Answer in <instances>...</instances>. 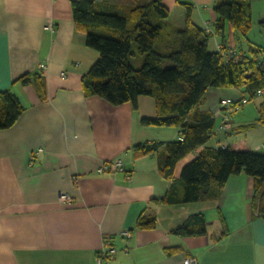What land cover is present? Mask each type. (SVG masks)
<instances>
[{"label":"crops","instance_id":"crops-1","mask_svg":"<svg viewBox=\"0 0 264 264\" xmlns=\"http://www.w3.org/2000/svg\"><path fill=\"white\" fill-rule=\"evenodd\" d=\"M74 1L79 0H0V90L9 89L26 108L14 126L0 130V264H96L107 238L117 250L111 264H183L187 257L198 264H264V219L252 208L253 180L246 174L229 177L216 200L153 202L164 199L170 187L177 199L183 167L204 147L178 162L172 186L159 174L163 146L155 154L134 156L136 145L180 140V128L142 126V118L156 115L150 97H140L134 109L131 103L112 106L84 96L81 78L98 54L75 28ZM150 1L96 0L110 14H125ZM220 1L162 3L170 13L168 22L177 28L184 26L186 5L191 6L192 22L213 35L216 50L248 54L249 47L263 48L249 39L250 33L248 40L241 38L230 24L214 34L213 8ZM251 12L253 29L264 21V0H251ZM49 22L52 31L45 29ZM26 73L43 75L46 100L32 86L13 84ZM243 97V90L208 89L199 106L215 117L206 146L234 149L229 138L249 124L231 121L229 129L217 130L222 121L218 106ZM258 146L252 151L260 152ZM117 160L124 172L97 173L103 163ZM60 194L72 202H60ZM142 212L156 217L155 229H135ZM194 214L205 216L207 235L174 234ZM124 231L130 237L121 236Z\"/></svg>","mask_w":264,"mask_h":264},{"label":"trees","instance_id":"trees-1","mask_svg":"<svg viewBox=\"0 0 264 264\" xmlns=\"http://www.w3.org/2000/svg\"><path fill=\"white\" fill-rule=\"evenodd\" d=\"M186 8L184 26L177 28L168 22L170 13L162 0H151L125 14L104 13L96 0L72 2L75 28L86 34V46L98 54L96 62L81 78L83 94L99 97L112 106L131 103L134 109L140 97L153 99L156 115L142 118V126L179 127L181 139L136 145L133 153L135 157L152 155L163 146L159 174L171 181V186L176 182L174 171L178 162L204 147L183 167L177 180L180 185L177 199L175 189L170 187L164 199L153 202L186 204L216 200L229 177L244 173L253 180L252 208L264 219V153L206 146L213 135L215 117L199 111L210 88L243 90L250 102L258 91H264V48L249 47L248 54L234 51L239 55L237 59L229 58V51L210 50L213 35L194 24L191 6ZM213 10L217 16L214 34H222L226 24H230L241 38L248 40L252 29L251 0L220 1ZM259 26L264 30V21ZM137 54L141 66L131 62ZM16 83L32 86L42 101L47 99L42 74H23L14 80L13 84ZM25 109L9 89L0 90V130L14 126ZM256 124L264 128V99L257 106ZM220 224L222 235H227L223 217ZM156 227V217L142 212L135 229ZM174 234L206 236L205 216H189Z\"/></svg>","mask_w":264,"mask_h":264},{"label":"built area","instance_id":"built-area-1","mask_svg":"<svg viewBox=\"0 0 264 264\" xmlns=\"http://www.w3.org/2000/svg\"><path fill=\"white\" fill-rule=\"evenodd\" d=\"M46 30L52 31L54 29V26L51 22H49L45 26ZM221 51V50H219ZM223 52V51H222ZM229 58L235 57L236 59L239 57L237 53H234V51H229ZM45 66L40 65V70H44ZM264 96V91H258L254 98H259ZM249 97H243L238 101L235 100H223L220 102L218 106V113L222 116V121L220 125L216 128L217 130H227L231 127V114L238 111L241 107L248 104ZM41 150H38L35 152L31 160L35 158V156L40 152ZM116 172H124L123 164L121 161H113V162H105L103 163L97 170L98 174H114ZM59 201L64 204H70L72 202L71 197L67 194H60ZM123 237H130V233L128 231H124L120 234ZM110 238H107L105 240V248L98 252L96 255L95 263L96 264H111V262L115 259V256L117 254V250L110 245ZM183 264H198L197 260L193 257H187L184 259Z\"/></svg>","mask_w":264,"mask_h":264},{"label":"rangeland","instance_id":"rangeland-1","mask_svg":"<svg viewBox=\"0 0 264 264\" xmlns=\"http://www.w3.org/2000/svg\"><path fill=\"white\" fill-rule=\"evenodd\" d=\"M249 39L264 48V30H262L258 24L253 27L249 34ZM214 40V39H213ZM211 40L210 50H216L214 41ZM134 50L136 45L133 44ZM230 50V49H229ZM241 53V52H239ZM140 55L137 54L135 58L131 59V62L134 65H140ZM141 66V65H140ZM247 96V95H245ZM248 97V96H247ZM263 97L255 98L252 102L241 107L238 111L232 113L231 121H234V124H256L257 119V106L263 100ZM238 130H235L233 137L229 138L228 142L234 147L237 151H246L253 150L256 145H260L261 151L259 153H264V128L261 125H257L252 129H245L237 133Z\"/></svg>","mask_w":264,"mask_h":264}]
</instances>
